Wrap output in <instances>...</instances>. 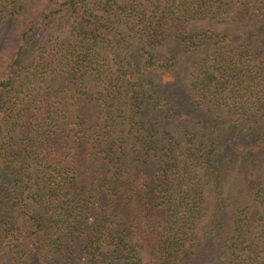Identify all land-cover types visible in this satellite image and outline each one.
<instances>
[{"label": "trees", "instance_id": "1", "mask_svg": "<svg viewBox=\"0 0 264 264\" xmlns=\"http://www.w3.org/2000/svg\"><path fill=\"white\" fill-rule=\"evenodd\" d=\"M0 264H264V0H0Z\"/></svg>", "mask_w": 264, "mask_h": 264}, {"label": "rangeland", "instance_id": "2", "mask_svg": "<svg viewBox=\"0 0 264 264\" xmlns=\"http://www.w3.org/2000/svg\"><path fill=\"white\" fill-rule=\"evenodd\" d=\"M197 55V54H196ZM187 59H189V58H187ZM12 135H14V134H12Z\"/></svg>", "mask_w": 264, "mask_h": 264}]
</instances>
